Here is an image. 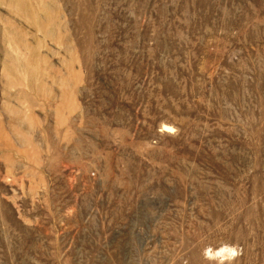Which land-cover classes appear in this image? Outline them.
Masks as SVG:
<instances>
[{
  "label": "rangeland",
  "instance_id": "obj_1",
  "mask_svg": "<svg viewBox=\"0 0 264 264\" xmlns=\"http://www.w3.org/2000/svg\"><path fill=\"white\" fill-rule=\"evenodd\" d=\"M0 264H264V0H0Z\"/></svg>",
  "mask_w": 264,
  "mask_h": 264
},
{
  "label": "bare ground",
  "instance_id": "obj_2",
  "mask_svg": "<svg viewBox=\"0 0 264 264\" xmlns=\"http://www.w3.org/2000/svg\"><path fill=\"white\" fill-rule=\"evenodd\" d=\"M165 128V127H164ZM167 129V128H166ZM170 129V128H169ZM165 130V129H164Z\"/></svg>",
  "mask_w": 264,
  "mask_h": 264
}]
</instances>
